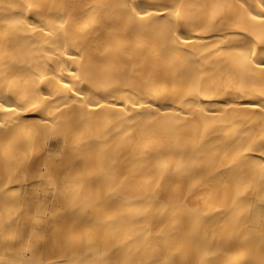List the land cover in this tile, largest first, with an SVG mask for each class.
I'll return each mask as SVG.
<instances>
[{"label":"bare ground","instance_id":"bare-ground-1","mask_svg":"<svg viewBox=\"0 0 264 264\" xmlns=\"http://www.w3.org/2000/svg\"><path fill=\"white\" fill-rule=\"evenodd\" d=\"M0 264H264V0H0Z\"/></svg>","mask_w":264,"mask_h":264}]
</instances>
